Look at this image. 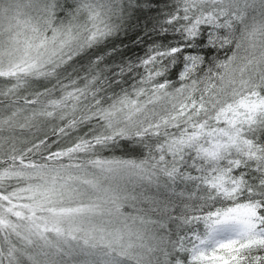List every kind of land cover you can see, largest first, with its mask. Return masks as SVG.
I'll list each match as a JSON object with an SVG mask.
<instances>
[{
  "label": "snow or ice",
  "instance_id": "obj_1",
  "mask_svg": "<svg viewBox=\"0 0 264 264\" xmlns=\"http://www.w3.org/2000/svg\"><path fill=\"white\" fill-rule=\"evenodd\" d=\"M0 264H264V0H0Z\"/></svg>",
  "mask_w": 264,
  "mask_h": 264
},
{
  "label": "trees",
  "instance_id": "obj_2",
  "mask_svg": "<svg viewBox=\"0 0 264 264\" xmlns=\"http://www.w3.org/2000/svg\"><path fill=\"white\" fill-rule=\"evenodd\" d=\"M124 43L127 45L125 52L128 56L135 58L136 55H143L144 46L142 44L141 46H137V44L141 43L140 41L133 43L131 42V38H128L124 41Z\"/></svg>",
  "mask_w": 264,
  "mask_h": 264
}]
</instances>
